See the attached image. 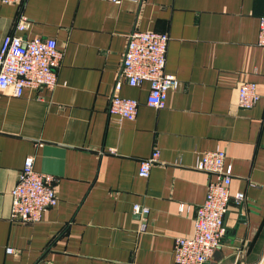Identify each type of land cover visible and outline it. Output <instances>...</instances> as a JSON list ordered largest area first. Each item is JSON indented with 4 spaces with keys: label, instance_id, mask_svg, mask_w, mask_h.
Returning a JSON list of instances; mask_svg holds the SVG:
<instances>
[{
    "label": "crops",
    "instance_id": "obj_1",
    "mask_svg": "<svg viewBox=\"0 0 264 264\" xmlns=\"http://www.w3.org/2000/svg\"><path fill=\"white\" fill-rule=\"evenodd\" d=\"M22 14V31L14 25ZM264 0L0 1V39L52 38L61 51L51 89L0 92V264H171L173 240L191 232L212 175L195 157L216 147L231 165L224 234L207 264L264 257V46L256 44ZM132 30L166 32L164 72L178 80L162 108L145 104L147 82L119 96L133 119L106 107ZM252 81L250 108L235 89ZM153 148L147 177L138 162ZM55 176L56 203L33 223L9 220V190L23 160ZM148 208L145 229L132 204ZM182 204L179 210L178 205ZM11 247L16 252L6 254Z\"/></svg>",
    "mask_w": 264,
    "mask_h": 264
},
{
    "label": "built area",
    "instance_id": "obj_2",
    "mask_svg": "<svg viewBox=\"0 0 264 264\" xmlns=\"http://www.w3.org/2000/svg\"><path fill=\"white\" fill-rule=\"evenodd\" d=\"M0 1L21 4L25 0ZM101 1L118 4L124 0ZM27 24L25 16L20 14L14 29L22 31ZM167 40L166 32L132 30L128 34L106 107L108 115L131 120L136 114L137 100L118 94L122 80L128 86L147 82L145 104L152 108L164 107L167 92L175 89L179 83L174 76L164 72ZM256 44L264 46V15L258 18ZM60 58L61 51L52 38L34 37L25 40L18 35L5 34L0 39V92L9 90L10 95L19 96L24 88L51 89L56 83ZM258 98L254 82L237 85V106L250 108ZM158 153L157 148H153L147 157L138 162L139 177H147ZM224 157V151L218 147L205 150L195 157L194 168L211 174L212 178L206 184L202 202L195 209L190 234L177 236L173 240L171 264H207L224 234L223 218L229 202L239 203L243 199L242 192L229 191L231 165L225 164ZM56 180L52 174L34 170L32 156H27L16 182L9 190V220L21 223L38 221L42 212L56 203ZM178 208L182 209V204ZM131 212L140 218L138 231L142 232L148 208L134 203ZM4 251L6 254L16 252L11 247H6Z\"/></svg>",
    "mask_w": 264,
    "mask_h": 264
},
{
    "label": "water",
    "instance_id": "obj_3",
    "mask_svg": "<svg viewBox=\"0 0 264 264\" xmlns=\"http://www.w3.org/2000/svg\"><path fill=\"white\" fill-rule=\"evenodd\" d=\"M257 264H264V257Z\"/></svg>",
    "mask_w": 264,
    "mask_h": 264
}]
</instances>
